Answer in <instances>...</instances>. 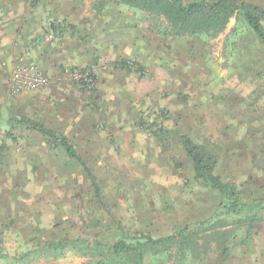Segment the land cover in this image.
I'll return each mask as SVG.
<instances>
[{"label": "rangeland", "instance_id": "obj_1", "mask_svg": "<svg viewBox=\"0 0 264 264\" xmlns=\"http://www.w3.org/2000/svg\"><path fill=\"white\" fill-rule=\"evenodd\" d=\"M239 1L264 8V0ZM74 2L78 12L57 25L80 41L76 62L44 68L52 83L24 94L10 90L7 69L0 72L13 112L0 106V264H97L99 251L81 240L114 241L119 226L154 237L197 228L219 197L194 178L178 144L185 132L215 141L223 176L251 197L264 196V50L253 32L235 31L241 24L233 18L215 38L175 39L164 34L163 17L118 0ZM66 68L88 80L76 81ZM10 116L65 134L97 177L103 204L61 146L36 130L9 135ZM153 123L165 133L151 131ZM24 169L31 176H19ZM227 228L236 236L225 257L212 241L184 264H264V219L247 237L245 222ZM53 240L78 246L58 249L48 245Z\"/></svg>", "mask_w": 264, "mask_h": 264}, {"label": "trees", "instance_id": "obj_2", "mask_svg": "<svg viewBox=\"0 0 264 264\" xmlns=\"http://www.w3.org/2000/svg\"><path fill=\"white\" fill-rule=\"evenodd\" d=\"M38 1V0H35ZM119 3L136 9L150 16L163 17L168 25L164 34L175 39L191 37L206 41L222 33L235 18L241 25L235 31L248 29L255 35L259 48L264 50V8L249 1L239 0H118ZM12 123L20 122L28 129H34L48 137L54 145L61 146L66 154L75 160L83 169L93 188V196L103 204V195L97 177L84 161L79 152L69 142L65 134L47 128L40 121L32 118H12ZM154 133H165V127L159 123L151 125ZM178 144L185 153L194 173V178L209 186L219 197L214 213L191 229L189 225L179 231L165 236H151L144 232H130L119 226L122 233L114 241L96 239L86 242V247L96 248L101 259L97 264H145L146 257H151L159 264L166 260L173 264H184L190 257H201L202 252L211 248L215 241L222 256L229 251L230 237L236 236V229L227 228L239 221L247 224L245 237L251 232L253 225L264 219V196L251 197L235 182L227 180L220 171L222 156L220 148L206 138L199 140L190 132L178 137ZM243 236V237H244ZM204 240V243L200 241ZM80 241V240H79ZM75 241H55L48 245L64 248ZM167 257V259L165 258ZM165 258V261H163ZM173 258V259H172Z\"/></svg>", "mask_w": 264, "mask_h": 264}, {"label": "crops", "instance_id": "obj_3", "mask_svg": "<svg viewBox=\"0 0 264 264\" xmlns=\"http://www.w3.org/2000/svg\"><path fill=\"white\" fill-rule=\"evenodd\" d=\"M63 1L65 0H0V59L11 64L29 52L27 57L31 62L36 63L42 70L48 68L50 72L56 71L66 60L69 63L76 62L78 60L77 51L81 43L76 34L72 30L69 31L71 28L62 24V27L65 26L62 30L57 24L69 14H71L69 19L72 20L73 12L71 13V11L76 10L74 12H78L79 7L74 0H68L69 3ZM76 30V33H79L81 29L76 28ZM4 71L6 70L0 72L4 73ZM1 84L0 106L6 107L9 110L8 114L12 115L13 112L6 97L7 91L2 88ZM25 91L27 90L22 91V93ZM12 118L28 117H9L10 129L8 134L13 135L12 137H14L12 133L14 128H21L25 132L34 131V129H28L23 123H12L10 120ZM24 137L26 138V136ZM43 137L49 140L48 137ZM12 170L9 171L11 173L18 172V169ZM21 172L19 176H31L30 171L24 169ZM0 192L2 193L1 189ZM13 199L16 198L13 197ZM2 218L0 216V224H2Z\"/></svg>", "mask_w": 264, "mask_h": 264}, {"label": "built area", "instance_id": "obj_4", "mask_svg": "<svg viewBox=\"0 0 264 264\" xmlns=\"http://www.w3.org/2000/svg\"><path fill=\"white\" fill-rule=\"evenodd\" d=\"M27 55L20 56L11 66L6 60L0 59V69L8 70L10 90L13 92L39 89L52 83L44 71L36 63L31 62ZM64 72L76 81L86 82L88 80L87 74L78 69L66 68Z\"/></svg>", "mask_w": 264, "mask_h": 264}]
</instances>
